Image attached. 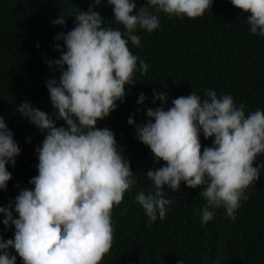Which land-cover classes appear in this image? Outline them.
I'll list each match as a JSON object with an SVG mask.
<instances>
[{"label":"clouds","instance_id":"9594fccd","mask_svg":"<svg viewBox=\"0 0 264 264\" xmlns=\"http://www.w3.org/2000/svg\"><path fill=\"white\" fill-rule=\"evenodd\" d=\"M230 2L247 15L250 33L264 38V0ZM108 4L114 6L113 21L124 31L106 27L105 18L94 9L62 12L51 21L66 28L67 18L72 17L75 26L57 33L53 50L60 56L45 61L60 72L59 79L46 81L53 114L27 100L16 106L46 135L36 149L38 175L30 180L34 187L21 188L14 201L0 206L5 228H15L14 239L5 241L0 235V264H17V256L23 264H102L114 242L113 210L137 185L115 132L98 127L118 103L126 102V88L134 83L136 73L148 72L149 65L130 51L129 42L142 46L137 33L160 29V13L195 20L211 10L214 0H147L139 7L135 0H108ZM147 99L140 93L137 103L143 106ZM168 99L166 92L153 90L154 103L166 105ZM172 105L147 108L146 123L128 119L156 163L165 162L147 171L152 188L135 196L147 227L166 219L173 203L166 189L179 192L182 182L201 189L206 201L199 211L203 225L219 209L234 220L264 170V163L257 165L264 157V109L246 114L243 104L214 89H206L203 97L193 91L175 98ZM57 120L67 127L57 126ZM201 134L213 140L203 151ZM21 151L0 115V191L8 190L13 179L8 165L16 166Z\"/></svg>","mask_w":264,"mask_h":264},{"label":"trees","instance_id":"16d2710c","mask_svg":"<svg viewBox=\"0 0 264 264\" xmlns=\"http://www.w3.org/2000/svg\"><path fill=\"white\" fill-rule=\"evenodd\" d=\"M0 0V115H3L21 147L16 166L8 165L13 179L8 190L0 191V206H7L21 188H33L31 178L38 175L36 149L45 135L24 119L16 106L24 101L50 115L54 109L46 81L59 79L60 72L51 70L46 59L59 58L53 50L59 32L74 28V19L67 18V27L51 21L65 15L94 9L105 18V26L121 28L113 20L114 6L108 0ZM143 6L147 0H135ZM161 28L153 33L139 31L140 47L129 42L130 51L148 65V72H137L134 83L126 88L125 103H118L109 118L98 127L116 134L118 146L130 160L137 180L136 188L125 194L122 204L113 210L114 242L102 264H264V170L261 179L248 193L250 199L233 220L224 209L203 225L199 215L206 201L201 189H192L182 182L179 192L168 191L173 201L165 220L147 227V217L135 200L137 192L152 188L147 171L163 166L156 163L150 148L137 139L129 117L146 123V109L172 107V100L193 91L204 96L206 89L231 95L237 105L245 106L246 114L264 109V38L250 33L247 15L230 0H214L203 17L195 20L169 18L160 13ZM63 46V42H60ZM39 45V47L37 46ZM139 66V65H138ZM153 90L166 92V105L153 102ZM140 93L148 99L137 103ZM57 126L67 127L57 120ZM203 148L212 146V139L201 134ZM214 139V138H213ZM264 163L259 157L257 165ZM0 216V235L14 239L15 228L8 231ZM17 264H23L17 256Z\"/></svg>","mask_w":264,"mask_h":264}]
</instances>
